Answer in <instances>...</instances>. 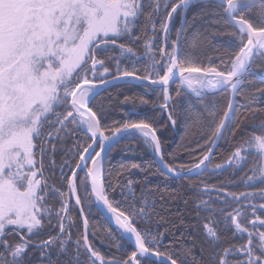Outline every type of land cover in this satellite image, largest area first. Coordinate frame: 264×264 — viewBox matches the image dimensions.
<instances>
[{
  "label": "snow or ice",
  "instance_id": "snow-or-ice-1",
  "mask_svg": "<svg viewBox=\"0 0 264 264\" xmlns=\"http://www.w3.org/2000/svg\"><path fill=\"white\" fill-rule=\"evenodd\" d=\"M122 81L151 112L110 121ZM261 101L264 0H0V264H264ZM124 139L153 159L107 169Z\"/></svg>",
  "mask_w": 264,
  "mask_h": 264
},
{
  "label": "trees",
  "instance_id": "trees-1",
  "mask_svg": "<svg viewBox=\"0 0 264 264\" xmlns=\"http://www.w3.org/2000/svg\"><path fill=\"white\" fill-rule=\"evenodd\" d=\"M178 24V22H177ZM256 83L258 84L259 81L257 80ZM178 87V84L172 86L173 89ZM109 91L112 93L113 97H116L112 104V112L110 115L111 119L120 120L124 117H129L135 119L137 117H142L145 113L151 112L152 108L148 107L145 108L139 103V97L144 92V90L135 85H122L121 87H111ZM174 94V93H173ZM108 93L105 92L104 96H107ZM129 97L127 102H124V98ZM103 97H98L102 99ZM151 100L155 101L156 97L151 96ZM260 107H264V101L260 102ZM159 117V123L164 124L168 123L167 121V112L157 113ZM258 123V121H257ZM164 138L165 147L166 149L175 148L181 141L184 140V128L183 125L178 126L177 128L173 129L169 124L168 130L162 133ZM130 146V141L127 139L122 140L119 144H117L111 152L108 153L105 159V165L107 169H119L121 165H130L131 163H139V164H146L149 162L152 157V153L150 150H147L143 145H136L132 144L131 146L135 147V152H127V149ZM228 145H225L223 141L220 143V147L216 150V158L214 163H222L227 159V155L225 149L228 148ZM232 173L231 170L225 172L223 175H217L212 177L213 183H220L226 182L229 177H231ZM240 175H244L243 172ZM132 180L139 181V183L135 184V192L137 195L140 194L142 189L152 188L154 189L156 186L160 188L167 187L169 191L176 189L181 183L187 184L188 181H173L168 180L164 181L161 177L157 175H149L147 179L143 173L138 171H133L131 173ZM238 179V177H236ZM193 182H196L195 180ZM126 183V180H125ZM254 190V189H248ZM183 207V205H181ZM90 223L92 228L100 231V235L103 236L107 231L114 230L108 223L105 221H101L99 216L95 214V211L91 217ZM158 231H162L163 229H155ZM91 231V229H90ZM95 246L101 251L102 254L105 253H116L117 250L115 247H109V242L105 240V242H101L99 237L94 239ZM171 243V237H164L160 242V250L164 251L168 248L169 244ZM187 243V241H186ZM133 248L125 241L123 243V247L118 255L125 256L130 254Z\"/></svg>",
  "mask_w": 264,
  "mask_h": 264
},
{
  "label": "water",
  "instance_id": "water-1",
  "mask_svg": "<svg viewBox=\"0 0 264 264\" xmlns=\"http://www.w3.org/2000/svg\"><path fill=\"white\" fill-rule=\"evenodd\" d=\"M185 75L187 76V75H189V74H188V73H185ZM195 75H196V74H193V77H195ZM123 84H124V85H132V84H127V83H125V82L122 81V82H121V85H123ZM173 85H175V84H173ZM173 85H172V86H173ZM110 88H111V87H110ZM108 153H109V152H106V153H105V157H107ZM105 159H106V158H105ZM105 220H107V217H105ZM107 223H108L113 229H115V224H114L113 222L108 221ZM126 242H127V243H128L133 249H134V244H133L132 242H130V241H126Z\"/></svg>",
  "mask_w": 264,
  "mask_h": 264
}]
</instances>
